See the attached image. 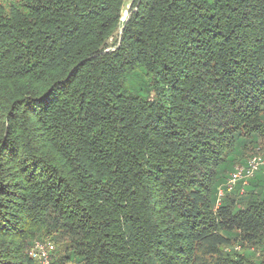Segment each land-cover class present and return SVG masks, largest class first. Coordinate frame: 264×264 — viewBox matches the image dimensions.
<instances>
[{"label": "trees", "instance_id": "obj_1", "mask_svg": "<svg viewBox=\"0 0 264 264\" xmlns=\"http://www.w3.org/2000/svg\"><path fill=\"white\" fill-rule=\"evenodd\" d=\"M124 3L0 0V264H264V0Z\"/></svg>", "mask_w": 264, "mask_h": 264}, {"label": "rangeland", "instance_id": "obj_2", "mask_svg": "<svg viewBox=\"0 0 264 264\" xmlns=\"http://www.w3.org/2000/svg\"><path fill=\"white\" fill-rule=\"evenodd\" d=\"M134 0H125L122 15H121V22L128 21L129 17L131 16V9H132V2ZM126 20L123 21V18H126ZM124 28V24L119 29V34L122 33V30ZM115 49V48H114ZM263 149H259L258 152L253 154L249 160H251L253 157H262L264 158V143H263ZM242 165L238 164L236 167V170L241 168ZM232 175V174H231ZM22 250L27 257L31 259L33 264H40L39 261L34 260L31 255L30 251H32L36 244L39 242H50L52 246L49 248L48 255H49V264H74L73 261L69 260L67 258L68 250L66 247L59 241L57 234H50L44 226L38 225L33 227L29 230V233L22 239ZM247 245V244H246ZM236 249L239 252H242L244 248L241 245L236 246ZM259 253V252H258Z\"/></svg>", "mask_w": 264, "mask_h": 264}, {"label": "built area", "instance_id": "obj_3", "mask_svg": "<svg viewBox=\"0 0 264 264\" xmlns=\"http://www.w3.org/2000/svg\"><path fill=\"white\" fill-rule=\"evenodd\" d=\"M261 166L264 167V158L257 156L253 157L249 160L247 168L241 167L231 175L229 180L230 185H234L238 180L243 179L246 181V179L252 177L255 171ZM231 188L232 187H230V189ZM219 193L221 195L222 190ZM51 246L52 244L50 242H39L36 244L35 248L30 251V255L34 260L39 261L40 264H49L48 251Z\"/></svg>", "mask_w": 264, "mask_h": 264}]
</instances>
